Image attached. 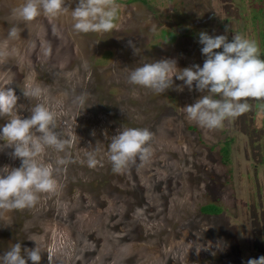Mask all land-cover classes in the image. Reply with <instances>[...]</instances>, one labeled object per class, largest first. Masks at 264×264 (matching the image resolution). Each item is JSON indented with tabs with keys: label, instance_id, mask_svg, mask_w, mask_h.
I'll use <instances>...</instances> for the list:
<instances>
[{
	"label": "rangeland",
	"instance_id": "1",
	"mask_svg": "<svg viewBox=\"0 0 264 264\" xmlns=\"http://www.w3.org/2000/svg\"><path fill=\"white\" fill-rule=\"evenodd\" d=\"M25 2L0 0V88L14 89L22 118L48 107L69 143L36 157L52 167L54 192L39 193L33 207L0 210V256L16 243L22 253L37 246L40 264L48 255L51 264H247L264 256V100L209 130L183 110L207 94L195 82L178 92L183 82L173 77V88L157 94L128 81L130 70L161 59L178 70L202 67V31L255 40L264 59V0H116V29L87 34L73 29L70 12L22 20L14 9ZM77 3L66 0L70 11ZM14 26L20 35L12 38ZM37 86L40 97L23 95ZM125 128L154 134L151 155L116 173L109 145ZM226 141L229 162L220 153ZM94 149L102 166L89 168ZM13 151L0 148V168L21 166ZM207 205L222 213L203 215Z\"/></svg>",
	"mask_w": 264,
	"mask_h": 264
},
{
	"label": "clouds",
	"instance_id": "2",
	"mask_svg": "<svg viewBox=\"0 0 264 264\" xmlns=\"http://www.w3.org/2000/svg\"><path fill=\"white\" fill-rule=\"evenodd\" d=\"M120 5L116 0H78L74 10H69L66 0H26L14 13L22 20L30 22L43 12L50 17L71 14L73 29L78 33H108L116 29L115 23ZM229 29L226 28L227 33ZM20 30L12 27L9 36L18 37ZM134 51L138 49L129 41ZM199 43L203 46L201 53L206 59L203 66L193 65L178 70L174 59H161L130 70V84L141 86L163 94L173 88V77L182 81L183 86L176 85L175 90L183 91L187 87L204 93L194 104L185 106L188 118L199 126L213 130L222 128L224 122L235 119L251 111L249 100H264V59H261L259 47L255 40L241 34H234L231 42L228 36H210L200 32ZM222 49V51H215ZM50 52V49L48 50ZM43 89L39 86L25 91V97H40ZM218 97V98H217ZM19 97L13 88H0V117H8L7 123L0 127V146L14 149L13 158L21 160L19 168H0V210H22L33 207L39 193L54 192L57 181L53 177L51 166L37 162L36 157L47 147L64 151L68 141L62 139L56 129L55 114L43 104H37L29 118L18 115ZM80 106L87 100V94L77 98ZM153 133L147 128H125L112 137L109 145V159L116 173L127 169L137 158L147 161L151 155ZM94 149L88 153L87 166H102L96 158ZM60 163H64L63 160ZM32 241L35 242L34 239ZM211 243L209 242V246ZM208 247L204 250L207 251ZM40 264L41 251L24 248L20 243L12 245L10 250L0 256V264ZM51 264V255H48ZM247 264H264V256L250 258Z\"/></svg>",
	"mask_w": 264,
	"mask_h": 264
},
{
	"label": "trees",
	"instance_id": "3",
	"mask_svg": "<svg viewBox=\"0 0 264 264\" xmlns=\"http://www.w3.org/2000/svg\"><path fill=\"white\" fill-rule=\"evenodd\" d=\"M231 143H232L231 141H226L222 144V147L220 148V153L222 154L223 152V155H221L223 162H229ZM200 212L203 215L217 216L222 213V209L215 205H207L202 207L200 209Z\"/></svg>",
	"mask_w": 264,
	"mask_h": 264
}]
</instances>
